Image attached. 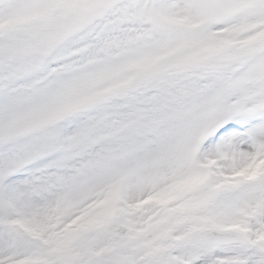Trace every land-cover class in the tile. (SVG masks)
I'll list each match as a JSON object with an SVG mask.
<instances>
[{
    "label": "snow or ice",
    "instance_id": "6c2138e0",
    "mask_svg": "<svg viewBox=\"0 0 264 264\" xmlns=\"http://www.w3.org/2000/svg\"><path fill=\"white\" fill-rule=\"evenodd\" d=\"M0 264H264V0H0Z\"/></svg>",
    "mask_w": 264,
    "mask_h": 264
}]
</instances>
